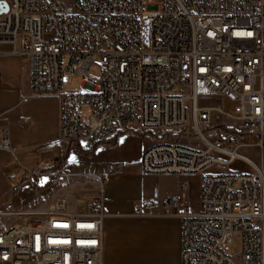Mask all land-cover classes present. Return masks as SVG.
Segmentation results:
<instances>
[{
  "label": "built area",
  "instance_id": "1",
  "mask_svg": "<svg viewBox=\"0 0 264 264\" xmlns=\"http://www.w3.org/2000/svg\"><path fill=\"white\" fill-rule=\"evenodd\" d=\"M152 1L0 0V57L20 61L30 96L56 99L63 149L90 151L129 131L190 127L203 148L150 145L138 170L198 175L197 211L182 184L162 196L151 189L134 215L181 220V264H264V170L239 153L244 145L264 149V0ZM66 76L79 77L78 90H62ZM225 121L235 137L215 146L203 132ZM9 146L0 125V149ZM215 155L251 171L211 172L222 163ZM49 163L30 171L9 164L7 179L16 186L32 180L27 188L36 191ZM83 202L82 210L76 202L66 210L64 199L46 211L0 210V264H102L101 200ZM234 240L237 256L227 252Z\"/></svg>",
  "mask_w": 264,
  "mask_h": 264
},
{
  "label": "rangeland",
  "instance_id": "2",
  "mask_svg": "<svg viewBox=\"0 0 264 264\" xmlns=\"http://www.w3.org/2000/svg\"><path fill=\"white\" fill-rule=\"evenodd\" d=\"M152 3V0H146V4ZM1 63L6 64L11 79L4 78L7 89L0 94V117L5 120L10 140V153L0 151V210L26 211L36 207L38 209L40 205L48 208L58 199L66 201V210H72L74 202H76V209L82 210L83 200L93 201L100 197L101 202L104 200V204L114 206L117 212L129 214L125 219L134 220V217L130 216V214L134 216L132 212L134 204L146 199L151 189H156L162 196L176 192L182 184L187 186L188 204L196 205L200 192L198 175H142L138 170L140 156L150 145L176 143L203 148V144L190 127L168 131H129L119 135L114 145L100 144L91 155L87 156L69 146L63 149L57 143L56 136L58 120L56 99L33 97L28 93L27 97L23 96L21 101L18 100L19 96L14 91V83L18 78L24 80L26 71H20L21 64L18 59L9 61L7 58ZM91 71L95 76L98 75L96 67H92ZM79 85L78 76H66L65 82L62 83V90H78ZM199 103L211 104L214 100H199ZM232 133L229 123L225 121L222 125L208 128L203 135L211 144L220 146L232 138ZM28 150L31 154L25 157L23 152ZM239 153L264 170L263 150L244 145ZM215 156L222 163L210 169L211 172L248 173L251 171V167L240 160H234L226 165L227 157ZM45 160H49L48 166L57 164L52 169H45L42 176L36 177V191H29L27 188L32 180H25L16 186L7 179V166L10 163L21 165L25 170L30 171L35 169L39 162ZM53 178H57V183L51 185L49 181ZM39 201L41 202L38 206ZM5 223L6 220L1 219L0 228L4 227ZM227 252L237 256L239 241L234 240L227 248Z\"/></svg>",
  "mask_w": 264,
  "mask_h": 264
},
{
  "label": "crops",
  "instance_id": "3",
  "mask_svg": "<svg viewBox=\"0 0 264 264\" xmlns=\"http://www.w3.org/2000/svg\"><path fill=\"white\" fill-rule=\"evenodd\" d=\"M7 58L9 61L17 59L14 57H0V94L7 89V85L4 84V78L11 79L6 64L1 63ZM25 74L24 80L18 78L14 83L15 89L14 87L12 88L18 94V100L20 101L23 96L27 97L29 93L27 71ZM10 81L13 82L14 80ZM0 125L6 127L5 120H2L1 117ZM47 142L49 143V141ZM0 151L10 153L9 149H0ZM30 152L29 150L24 151L23 155L29 157ZM41 201L38 202V206ZM198 201L199 195L196 205H189L192 212L197 211ZM102 202V264H181V259H179L181 258V249H179V223H181V220L177 216L156 214L149 217H140L130 214V216L134 217V220H127L125 217L129 214L119 213L114 206L104 204V200ZM40 206L38 209L37 207L34 208V210H47V208L42 207L43 205L41 208Z\"/></svg>",
  "mask_w": 264,
  "mask_h": 264
},
{
  "label": "trees",
  "instance_id": "4",
  "mask_svg": "<svg viewBox=\"0 0 264 264\" xmlns=\"http://www.w3.org/2000/svg\"><path fill=\"white\" fill-rule=\"evenodd\" d=\"M217 129H219V128H217ZM120 135H121V134H120ZM118 136H119V135H118ZM118 136H116V137H114V138H112V139H110V140H107V141L103 142L102 144H104V145H106V146H112V145L115 144V142H116V138H117ZM232 136L235 137L234 134H232ZM96 147H97V146H96ZM96 147H95V148H96ZM95 148L92 149V150H90V151H81V153L86 154V156H87V155H91V154L93 153V151L95 150ZM56 164H57V163H55L53 166H49V168H47V169H52V168L56 167Z\"/></svg>",
  "mask_w": 264,
  "mask_h": 264
},
{
  "label": "water",
  "instance_id": "5",
  "mask_svg": "<svg viewBox=\"0 0 264 264\" xmlns=\"http://www.w3.org/2000/svg\"><path fill=\"white\" fill-rule=\"evenodd\" d=\"M6 11V5L3 2H0V14Z\"/></svg>",
  "mask_w": 264,
  "mask_h": 264
},
{
  "label": "snow or ice",
  "instance_id": "6",
  "mask_svg": "<svg viewBox=\"0 0 264 264\" xmlns=\"http://www.w3.org/2000/svg\"><path fill=\"white\" fill-rule=\"evenodd\" d=\"M89 227H91V225H89Z\"/></svg>",
  "mask_w": 264,
  "mask_h": 264
}]
</instances>
